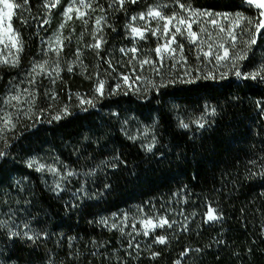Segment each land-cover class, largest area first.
Returning <instances> with one entry per match:
<instances>
[{"label": "trees", "instance_id": "16d2710c", "mask_svg": "<svg viewBox=\"0 0 264 264\" xmlns=\"http://www.w3.org/2000/svg\"><path fill=\"white\" fill-rule=\"evenodd\" d=\"M14 3L23 5L12 17L22 71L0 66V264H264V35L248 47L240 76L232 71L168 80L144 93L106 92L58 119L51 87H40L32 118L2 131L5 89L24 81L46 35L43 0ZM155 3L261 18L245 0H127L120 9L116 0H99L96 6L109 17L113 42L129 15ZM75 43L86 57L81 32ZM87 62L89 77L78 70L83 74L62 82L63 100L69 90L88 91L95 70L107 77L104 59ZM138 129L152 141L149 149L136 140ZM40 164L56 170L57 184L48 185ZM209 208L217 220H205ZM131 209L167 221L155 233L164 243L147 254L122 240V232L139 229L123 222ZM115 214L121 220L104 224Z\"/></svg>", "mask_w": 264, "mask_h": 264}, {"label": "rangeland", "instance_id": "374dc122", "mask_svg": "<svg viewBox=\"0 0 264 264\" xmlns=\"http://www.w3.org/2000/svg\"><path fill=\"white\" fill-rule=\"evenodd\" d=\"M98 1L43 0L45 11L41 12L44 19L42 24H46V31L43 32L46 35H43L41 41L43 47L30 62L27 73L22 78L24 81L18 83L11 81L5 89L1 106L2 131L9 127L12 128L16 119L28 120L32 118L31 116L36 112L35 107L40 87H51L50 100H53L51 102L54 104L60 105L61 108V112L53 115L57 118L74 105L97 103L98 98L103 97L106 92L144 93L168 80L189 81L194 78L208 77L210 73L211 76H224L232 71H235L236 74L247 56L248 47L251 46L248 42L255 31L254 23L249 24L248 21L257 20L240 12H213L206 8L188 6H184V8L178 6L179 8L175 10L174 3H155L145 11L129 15L123 22L122 31L113 32L116 37L120 38V41L112 42L111 38L107 37L112 32L111 26L108 25L109 17L105 11L97 9ZM125 1L127 0H123V3ZM12 2L14 3L15 0ZM116 2L120 9L123 3L121 4L120 0H116ZM249 5L256 8L254 4ZM69 9H71L70 12ZM150 9L159 11L164 19L148 15ZM260 11H264V9ZM200 13L211 15H200ZM238 15L243 19L237 22ZM169 17L175 18L169 22L167 19ZM181 19L185 22L180 23ZM260 19H264V17ZM97 20L100 21L99 24ZM8 23L9 21L5 18V29H7ZM10 23L12 31L0 32V66L18 67L21 41L18 32L13 28L12 19ZM165 24L168 25L167 29L164 27ZM133 28L138 29V32H133ZM79 32H81L83 48L87 51L86 57L83 55V50L75 43L76 35ZM193 33H195L194 36ZM152 42L157 43L153 49H151ZM166 44L168 49L163 47ZM102 46L106 50L104 54L99 52ZM157 48H161L160 53L156 52ZM225 49L228 51V57L218 61L216 57H224ZM236 53L244 58L235 60L234 54ZM89 57L93 61L104 59L109 69L107 77L100 70H95L88 91L69 90L66 92L67 99L63 100L59 89L63 87L64 79H71L75 74L83 73L89 77L86 73L89 68L87 62ZM78 70H82L83 73H79ZM254 72L256 71L251 70L250 73ZM186 73L187 75H185ZM63 75L65 76L62 77ZM125 76L128 77L127 81L123 79ZM98 88L101 90L97 91ZM12 97H18V99H12ZM127 131L129 132V129ZM132 132L136 133L134 136L141 146L150 148L152 141L148 138V134L141 135L139 129ZM40 171L48 180V185L57 184L60 175L56 170L40 164ZM208 211L205 214V220L207 222L217 220H208ZM214 214L218 217L215 212ZM124 215L130 217L123 219L126 225L130 221L131 224L128 226L133 228L134 224L138 223L139 229L136 232H122L123 242L128 243L129 246L133 243L139 253L147 254L154 243H159V236L155 233L166 225L164 223L166 219L146 216L138 209L128 210L121 217ZM121 217L119 214L118 216L116 214L109 216L104 219V224H114L117 219L121 220ZM5 219L6 215L4 214L3 220ZM149 220L152 222L151 225H146L145 222Z\"/></svg>", "mask_w": 264, "mask_h": 264}, {"label": "snow or ice", "instance_id": "6c2138e0", "mask_svg": "<svg viewBox=\"0 0 264 264\" xmlns=\"http://www.w3.org/2000/svg\"><path fill=\"white\" fill-rule=\"evenodd\" d=\"M132 2H135V0H132ZM247 2L249 4H254L255 7L257 8L258 12H259V16L264 17V11H260L261 9H264V0H247ZM24 3L26 4L27 3V0H24ZM120 3L122 4L123 3V0H120ZM22 7H23L22 4H14L12 2V0H0V32H5V31L10 32V31H12L10 21H11L13 15H14V10L15 9L22 8ZM180 7L181 8H184V5L181 4ZM68 11L70 12L71 9H69ZM66 15H67V13H66ZM148 15H154L155 17H160L161 19H164V17L161 15V13L159 11H156L155 9H150ZM200 15H211V14H208V13H200ZM5 18H7V20L9 21L8 26H7V29L4 28ZM141 18H143V16H141ZM174 18L175 17H169L167 19L170 22L171 19H174ZM133 19H135V17H133ZM240 19H243V17H241V16L238 15L236 17L237 22ZM99 22L100 21L97 20V23L98 24H99ZM184 22L185 21L183 19L180 20V23H184ZM213 23H215V21H213ZM248 23L249 24H253L254 23V29H255V31H254V33H253V35H252V37H251V39H250V41L248 43L249 44H255V42H256V35H255V33H260V34L264 35V32H261V29H264V19H257L254 22L252 20H249ZM164 27H165V29H167L168 28V25L165 24ZM132 31L133 32H138V29L133 28ZM177 31H179V29H177ZM139 34L142 35V33H139ZM192 35L194 36L195 33H193ZM9 38H11V37H9ZM173 39H174V37H173ZM233 39H235V36H233ZM17 44H18V40H17ZM163 47L165 49H168V45L167 44L164 45ZM17 50L19 51V48ZM133 51H135V49H133ZM156 52L157 53H160L161 52V48H157L156 49ZM227 57H228V51H227V49H225V56L224 57L217 56L216 59L219 61V60L225 59ZM243 58L244 57L242 55H240L239 53L234 54V59L235 60H240V59H243ZM185 75H187V73ZM236 75L237 76H240L241 73L239 71H237L236 72ZM250 75H251V78L252 79H255L256 76L258 75V73H254V74H250ZM209 76H211V73L209 74ZM205 78H208V77H205ZM123 79L125 81H127L128 80V77L125 76V77H123ZM181 82H184V81H181ZM188 82H191V81H188ZM101 88H102V85H101ZM101 88H98L97 91H100ZM12 99H18V97H12ZM58 118L59 117H57V119ZM184 127H187V125H184ZM0 155H3V153H0ZM207 218L210 221L211 220L218 219V217L214 214V210L211 209V208H209V211L207 213ZM151 223L152 222L150 220L145 222L146 225H151ZM164 223H167V221H164ZM158 242L159 243H164V238L163 237H159L158 238Z\"/></svg>", "mask_w": 264, "mask_h": 264}, {"label": "crops", "instance_id": "0c3cea01", "mask_svg": "<svg viewBox=\"0 0 264 264\" xmlns=\"http://www.w3.org/2000/svg\"><path fill=\"white\" fill-rule=\"evenodd\" d=\"M246 3H247V0H246Z\"/></svg>", "mask_w": 264, "mask_h": 264}]
</instances>
